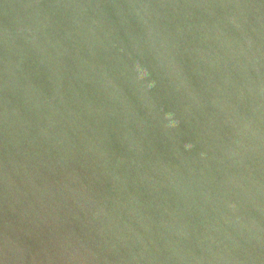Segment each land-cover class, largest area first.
I'll return each mask as SVG.
<instances>
[{"label": "water", "instance_id": "1", "mask_svg": "<svg viewBox=\"0 0 264 264\" xmlns=\"http://www.w3.org/2000/svg\"><path fill=\"white\" fill-rule=\"evenodd\" d=\"M0 264H264V0H0Z\"/></svg>", "mask_w": 264, "mask_h": 264}]
</instances>
